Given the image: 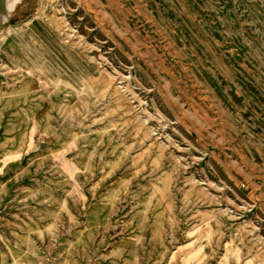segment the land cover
Instances as JSON below:
<instances>
[{
	"label": "rangeland",
	"instance_id": "obj_1",
	"mask_svg": "<svg viewBox=\"0 0 264 264\" xmlns=\"http://www.w3.org/2000/svg\"><path fill=\"white\" fill-rule=\"evenodd\" d=\"M0 264H264V0H0Z\"/></svg>",
	"mask_w": 264,
	"mask_h": 264
},
{
	"label": "bare ground",
	"instance_id": "obj_2",
	"mask_svg": "<svg viewBox=\"0 0 264 264\" xmlns=\"http://www.w3.org/2000/svg\"><path fill=\"white\" fill-rule=\"evenodd\" d=\"M2 2H3L5 5H7V0H2Z\"/></svg>",
	"mask_w": 264,
	"mask_h": 264
}]
</instances>
